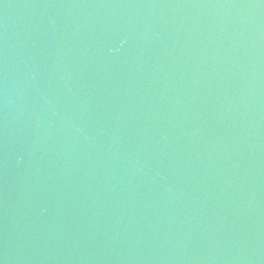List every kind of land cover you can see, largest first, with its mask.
Returning <instances> with one entry per match:
<instances>
[{
    "label": "water",
    "instance_id": "obj_1",
    "mask_svg": "<svg viewBox=\"0 0 264 264\" xmlns=\"http://www.w3.org/2000/svg\"><path fill=\"white\" fill-rule=\"evenodd\" d=\"M0 264H264V0H0Z\"/></svg>",
    "mask_w": 264,
    "mask_h": 264
}]
</instances>
